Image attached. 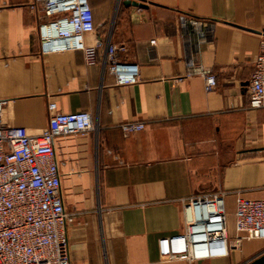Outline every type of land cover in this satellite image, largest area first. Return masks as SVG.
<instances>
[{"label": "crops", "instance_id": "0c3cea01", "mask_svg": "<svg viewBox=\"0 0 264 264\" xmlns=\"http://www.w3.org/2000/svg\"><path fill=\"white\" fill-rule=\"evenodd\" d=\"M33 0H0V99L3 120L37 132L48 103L60 112L86 110L94 128L58 136L71 264H238L234 252L196 261L160 258L158 240L183 232V200L224 194L264 198V105L251 108L247 86L264 40V0H88L96 30L81 50L42 52ZM180 15L206 20L205 37ZM150 40H155L154 44ZM108 44L139 79L118 85L104 66ZM192 62L197 71L188 68ZM202 73L216 86L205 90ZM142 121L124 136L119 124ZM233 214L230 231L233 235ZM244 251L248 259L264 241Z\"/></svg>", "mask_w": 264, "mask_h": 264}, {"label": "built area", "instance_id": "2783aa9c", "mask_svg": "<svg viewBox=\"0 0 264 264\" xmlns=\"http://www.w3.org/2000/svg\"><path fill=\"white\" fill-rule=\"evenodd\" d=\"M30 7L42 13L38 24L41 51L81 50L94 62L93 48L85 36L96 30L88 0H33ZM181 25L205 37L211 23L180 15ZM155 40H150L154 44ZM124 46L108 44L103 64L118 85H131L139 79V65L121 61ZM190 72L197 71L188 62ZM206 91L216 86L211 73H202ZM251 108L264 105V40L253 61L247 86ZM7 101L0 99V264H71L68 225L73 216L64 207L61 177L54 149L58 136L85 133L94 128L86 110L60 112L48 103L47 126L30 132L4 122ZM124 136L144 129L142 121L119 124ZM183 232L158 240L162 260L196 261L223 258L240 250L244 242L264 241V198L236 195L233 208V235L227 228L224 194H201L183 200ZM210 249L209 255L205 250ZM257 252L250 259L258 257Z\"/></svg>", "mask_w": 264, "mask_h": 264}, {"label": "rangeland", "instance_id": "374dc122", "mask_svg": "<svg viewBox=\"0 0 264 264\" xmlns=\"http://www.w3.org/2000/svg\"><path fill=\"white\" fill-rule=\"evenodd\" d=\"M232 214H233V209L228 208V220L226 221V223H227V228L229 229V231H230V218H231ZM256 244L257 243L254 241L245 242L243 250L245 251L247 249V247L253 248ZM245 245H247V247H245ZM234 253L239 256L238 264H250V262H251L250 258L248 259L247 257L243 256L242 251L237 250Z\"/></svg>", "mask_w": 264, "mask_h": 264}, {"label": "water", "instance_id": "95a60500", "mask_svg": "<svg viewBox=\"0 0 264 264\" xmlns=\"http://www.w3.org/2000/svg\"><path fill=\"white\" fill-rule=\"evenodd\" d=\"M125 5H134L138 7H145V3L142 0H124ZM250 264H264V253L260 254L258 257L251 260Z\"/></svg>", "mask_w": 264, "mask_h": 264}, {"label": "bare ground", "instance_id": "6f19581e", "mask_svg": "<svg viewBox=\"0 0 264 264\" xmlns=\"http://www.w3.org/2000/svg\"><path fill=\"white\" fill-rule=\"evenodd\" d=\"M206 251V253L209 255L210 253H212V251L210 250V249H207V250H205Z\"/></svg>", "mask_w": 264, "mask_h": 264}]
</instances>
